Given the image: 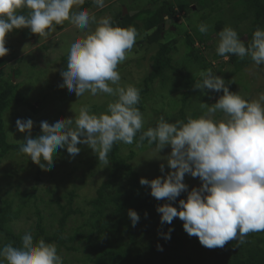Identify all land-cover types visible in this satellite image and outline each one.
I'll use <instances>...</instances> for the list:
<instances>
[{
    "label": "clouds",
    "instance_id": "9594fccd",
    "mask_svg": "<svg viewBox=\"0 0 264 264\" xmlns=\"http://www.w3.org/2000/svg\"><path fill=\"white\" fill-rule=\"evenodd\" d=\"M84 3L85 0H0V57L8 54L6 37L14 30L27 28L39 37H49L55 25L69 21L85 35L69 46L59 87H66L77 97L86 92L116 97L99 114L86 104L74 118H60L53 124L42 121L41 134L35 138L33 120L17 119V130L25 133L20 151L42 170H48L58 149H66L74 158L81 151L78 144L87 145L105 165L117 142L130 145L147 139L159 153L170 146V153L163 159L170 171L165 173L162 163L160 171L164 175L139 180L141 186L150 187L152 197L167 201L156 208L161 225H171L179 217L184 231L198 237L208 249L223 248L230 241H237L239 246L247 242L249 233L264 232V93L245 99L229 91L224 79L212 69L201 71V79L193 87L202 94L222 90L215 103H202L205 111L197 118L188 116L186 120L170 122L161 115L155 126L143 131L136 141L137 133L144 128L143 115L136 107L140 89L131 84L121 86L117 68L135 46L138 32L133 26L114 25L110 16L97 18L88 9L75 10ZM93 3L105 7V0ZM23 9L28 10L27 15L21 14ZM198 30L207 33L209 26L201 23ZM217 38V55L231 54L241 59L247 56L256 66L264 65V28L257 27L247 43L231 26L219 31ZM218 112L223 113V118H215ZM186 174L199 178L200 186L189 191L184 182ZM185 192L186 199H179L178 207L173 206L171 202ZM128 216L135 227L140 216L132 209ZM173 230L159 234L168 240ZM157 250L163 251V247L158 245ZM0 264H63V258L54 242L43 238L34 241L32 232L26 230L19 247L12 243L0 247Z\"/></svg>",
    "mask_w": 264,
    "mask_h": 264
},
{
    "label": "rangeland",
    "instance_id": "374dc122",
    "mask_svg": "<svg viewBox=\"0 0 264 264\" xmlns=\"http://www.w3.org/2000/svg\"><path fill=\"white\" fill-rule=\"evenodd\" d=\"M87 2L93 3V0H85ZM162 2L170 3L175 10L171 21L165 23L163 36L164 42H171V57L175 65L183 69L188 60L189 41L193 39L203 59L198 64H189L190 67L185 73L191 72L199 78L201 71L212 69L224 79L229 91L237 92L245 99H255L260 93H264V65L256 66L252 61L238 70L237 65L229 60V56L222 57L216 52L218 32L215 27L219 21L222 22V29L231 26L241 34V38L248 40L252 15L244 0H105L104 8L91 4L87 9L97 18L110 16L114 22L121 16L130 15L131 21L127 27L133 26L138 32L135 46L117 68L121 75V86L131 84L141 90L144 79L152 70V56L157 52L158 44H149L146 40V36L152 31L145 28V19L148 16L145 10L153 9ZM80 8L83 5L75 10ZM201 23L209 26L207 33L198 30ZM94 27V24L91 25V28ZM84 35V30L65 21L62 29L54 26L49 37H39L37 34L34 39L29 40L16 34L6 38L9 52L0 57L5 61L0 67V86L2 81L11 78L18 85V95L28 98L36 105L35 112L24 105H12L5 112V128L10 142H23L25 139V133L16 128L17 119H32V136L37 137L41 134L42 121L53 124L60 118H74L79 108L86 104L91 106L92 112L99 114L106 110L109 102L116 99L103 93L91 96L88 92L77 97L66 87H59L63 83L60 72L65 68L64 59L68 55L69 46ZM203 63L206 64L204 69ZM195 82L191 84L188 100L183 104L186 79L172 70H167L161 78L156 79L148 93L140 94L144 106L143 129L155 126L161 115L170 122L183 118L186 120L188 116L197 118L205 111L201 107L202 103H215L223 94L222 90H208L207 94H202L201 90L194 89ZM215 118H223V113L218 112ZM120 146L124 156H128L131 151L135 152L136 155L130 162L141 173L149 176L164 175L160 171L162 163L165 165V173L170 171L167 162L163 160L170 153V146H166L160 153L156 146L139 148L135 142L130 145L120 142ZM78 147L81 151L74 158L69 156L66 149H60L55 154L54 164L48 170H41L39 179L36 175L40 166L32 162L27 154L11 152L1 160L0 207L8 200L17 209L21 204L19 194L24 191L30 194L20 216L7 224L11 232L21 237L26 230L35 233L38 208L44 217L47 234H52L58 227L61 215L60 209L52 200L62 197L61 204H66L65 195L73 190L76 192L73 207L83 210L84 215L74 214L69 218L65 236L75 235L78 229L88 235V230L81 227L89 219V200L96 196L98 187L106 180L111 163L95 164L93 161L97 157L92 149L84 144H78ZM184 182L189 186H200L201 183L199 178L188 174L185 175ZM5 244L7 241L0 234V247ZM72 245L75 249L57 246L63 264H94L88 259L90 249L86 238L78 239Z\"/></svg>",
    "mask_w": 264,
    "mask_h": 264
},
{
    "label": "trees",
    "instance_id": "16d2710c",
    "mask_svg": "<svg viewBox=\"0 0 264 264\" xmlns=\"http://www.w3.org/2000/svg\"><path fill=\"white\" fill-rule=\"evenodd\" d=\"M244 3L252 15L250 30L247 33L248 40L240 37L243 42L247 43L251 41L252 33L257 27H264V0H244ZM91 4L93 3H84L83 8L87 9ZM20 11L21 14H28L27 9ZM145 11L148 13L145 19V28L147 31H152L146 36V40L149 44H158V50L152 56V70L144 79L140 94L148 93L156 79L161 78L167 70H172L186 79V91L182 100L185 104L188 100L191 84L201 79V77L196 78L191 72L185 73V71L190 67L189 64H198L203 59V55H201L200 49L195 46V41L190 39V50L185 66L182 69L175 65L171 57V42L163 41L167 17L173 18L175 15L173 5L162 2L157 7ZM130 21L131 16L124 15L113 23L122 28H127ZM55 27L62 29L63 24L55 25ZM221 27L222 22L219 21L215 31H221ZM16 34H21L29 40L34 39L37 35L25 28L14 30L6 38ZM238 34L241 36L239 32ZM227 56H229L230 61L237 65L238 70L241 66L252 62L251 58L247 56L243 59L231 54ZM64 60L67 62V57ZM4 62L3 59H0V67L4 65ZM202 66L204 69L206 64ZM17 90L18 85L13 83L11 78L2 81L0 86V162L11 152L25 155L20 151V145L23 142H10L8 140L5 128V112L12 105H24L34 112L36 111V105L32 104L28 98L18 95ZM136 107L141 113L144 111L142 99ZM143 131L146 130L142 129L137 133L136 141H139ZM33 138L35 137L33 136ZM136 144L139 148L156 146L155 144L150 145L147 139ZM135 155L134 151H131L128 156L121 154L120 142L113 145L108 155V160L111 163L108 176L98 187L96 196L89 200L91 206L89 219L81 227L88 230V235H84L78 229L75 235L65 236L69 218L74 214L84 215L83 210L73 207L76 192L72 190L65 195L66 204H61L62 197L52 200L61 212L58 227L52 234H47L44 217L40 210L36 209L37 222L36 232L33 233L34 241L43 238L46 242H54L57 246L75 249L72 243L78 239L86 238L90 249L88 259L94 264H264V232L249 233L246 237L247 242L239 246H237V241H230L223 248L208 249L199 243L198 237L189 236L184 231L183 221L179 217L174 218L171 225L167 223L161 225V214L156 211V208L167 201L152 197L150 187L141 186L139 180L141 177L151 180L162 176V174L149 176L138 171L130 162ZM93 163L99 164L101 162L96 158ZM41 170L40 167L37 170V179H39ZM193 187L199 186L191 185L189 191ZM19 195L21 204L17 209H14L13 202L8 200L4 201L0 207V234L4 235L7 243H12L16 247L21 244V236L11 232L7 228V224L20 216L30 197L26 191ZM186 196V192L181 193L177 201L171 203L178 207L179 199H186ZM129 209L135 210L140 216L135 227L132 226L128 216ZM169 228L174 230L171 232V239L165 240L159 233H167ZM158 245L163 247V251L157 250Z\"/></svg>",
    "mask_w": 264,
    "mask_h": 264
},
{
    "label": "water",
    "instance_id": "95a60500",
    "mask_svg": "<svg viewBox=\"0 0 264 264\" xmlns=\"http://www.w3.org/2000/svg\"><path fill=\"white\" fill-rule=\"evenodd\" d=\"M169 21H171V19H170V18H169V19H167V21H166V24H167ZM173 29H175V27H173Z\"/></svg>",
    "mask_w": 264,
    "mask_h": 264
}]
</instances>
